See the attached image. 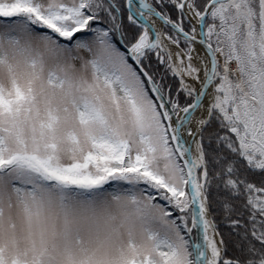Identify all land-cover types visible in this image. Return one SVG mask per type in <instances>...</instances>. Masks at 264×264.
I'll return each mask as SVG.
<instances>
[{"label":"snow or ice","instance_id":"6c2138e0","mask_svg":"<svg viewBox=\"0 0 264 264\" xmlns=\"http://www.w3.org/2000/svg\"><path fill=\"white\" fill-rule=\"evenodd\" d=\"M0 264H264V0H0Z\"/></svg>","mask_w":264,"mask_h":264}]
</instances>
